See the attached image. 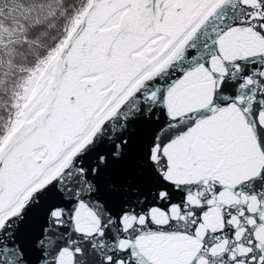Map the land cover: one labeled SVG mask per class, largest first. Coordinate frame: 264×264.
Wrapping results in <instances>:
<instances>
[{
    "label": "snow or ice",
    "instance_id": "obj_1",
    "mask_svg": "<svg viewBox=\"0 0 264 264\" xmlns=\"http://www.w3.org/2000/svg\"><path fill=\"white\" fill-rule=\"evenodd\" d=\"M0 264H264V0H0Z\"/></svg>",
    "mask_w": 264,
    "mask_h": 264
}]
</instances>
